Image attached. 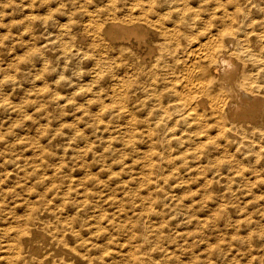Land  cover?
I'll use <instances>...</instances> for the list:
<instances>
[{
	"label": "bare ground",
	"instance_id": "6f19581e",
	"mask_svg": "<svg viewBox=\"0 0 264 264\" xmlns=\"http://www.w3.org/2000/svg\"><path fill=\"white\" fill-rule=\"evenodd\" d=\"M135 5L128 8L129 17L105 14L107 20L103 24L90 14L85 24L89 35L80 33L77 40L90 39L84 49L89 57L96 54L105 57L103 64L95 62L94 73L89 75L108 78V85L112 84L110 80L116 81L111 86L109 101L98 94L90 101V107L95 109L87 103L84 105L89 107V114H96L98 119L108 113L105 120L112 125H104H111L117 131L106 133L108 140L131 146L130 154L134 152V155L132 153V161L125 164L136 163L137 169L124 167V163L118 168L119 174L126 170L128 175L115 182H120L124 190L117 200L110 199L114 208H100L104 205L98 201V208H90L98 191L87 187L85 193L78 195L72 191L73 186L67 185L68 181L66 188L52 183L56 187L53 193L61 196L53 199L58 203L51 205L42 202L45 204L42 206L39 197L46 194L44 191L28 187L24 188L27 192L21 200L14 199L7 207L0 198V264H223L222 259L244 254V248L251 251V258L264 262V253H260L264 252V225L255 223L254 226L252 213L233 216L234 212L249 206L253 210L264 208V0H137ZM9 24L12 27L23 25L12 20ZM47 46H44L46 51ZM103 69L107 70L105 75ZM78 72L81 76L85 73L81 68ZM83 88L77 92L84 93ZM95 123L97 121L93 120L86 124L96 132ZM85 134L75 130L71 135L77 142L84 138L82 145L74 141V145L63 144V141L57 150L52 146H42L41 150V145L37 146L43 157L52 162L55 171L52 174L58 176V169L68 168L69 172H74L88 168L84 154H96L98 148L93 136V140L88 141ZM109 147L107 144L102 152L107 153ZM121 154L119 157H124ZM67 156L75 160L70 164L65 160ZM43 157L40 154L37 161ZM112 157L109 160L114 161L118 156ZM16 159L15 169L9 167L12 170L6 173L9 177L24 173L25 163ZM132 182H138V186ZM141 185L144 187L140 189H145L147 196L142 193L138 196L141 200L149 199V204L179 194L200 195L189 201L190 204L176 199L178 208H125L123 201L139 194L132 190ZM127 186L130 187L126 189ZM5 189L1 184V197L13 192ZM215 196L223 202L216 201L213 208L207 207V198L211 200ZM205 206L207 208H203ZM238 228H244L245 232H238ZM255 247L263 249L253 251Z\"/></svg>",
	"mask_w": 264,
	"mask_h": 264
},
{
	"label": "rangeland",
	"instance_id": "374dc122",
	"mask_svg": "<svg viewBox=\"0 0 264 264\" xmlns=\"http://www.w3.org/2000/svg\"><path fill=\"white\" fill-rule=\"evenodd\" d=\"M136 2H137V0H0V83H1L0 84V90L2 89L0 91V93H1L0 94V152H3V153H0V171L3 170L2 172H0V175H2V176L4 175L3 176L4 178L0 176V186L2 184L4 187V185H5V188H6L5 190H7V188H8L9 190L11 189V191H13L12 192L13 195L7 194L8 196H6V197L3 195H2V197L0 196V198L2 200L4 199L3 201L6 204L5 207L8 206L7 204H11L13 201H15L14 199H16V201L21 200L25 195L26 189H24V188H26V187L34 189L35 191L39 190L41 192L44 191V193H46V194L48 193L47 196H46V194H43V196L39 197L41 204L45 203L46 205L47 204L51 205L53 203H58L59 201H54V200H58L59 197L61 196V194L59 196L58 193H56V192L53 193L55 191L54 189L56 188L53 186L58 184V185H60V188H62V186L64 187L67 185L73 186L72 191L77 192L78 195L85 193L84 189L86 191L87 187L89 189L95 188L94 190H96L98 192H97V195L95 197H93V199L95 198L96 200H92L93 202H91L90 205H93V204L94 205H93V207H90V208H98V206L100 204L104 205V206H99L100 208L101 207L102 208H108V207L114 208L113 205L109 202L110 199L117 200V198L120 197L119 194L122 195L121 192H123V190H124V189L121 190L120 185H122V184H119L120 182L116 183V184H115V182L119 181L121 178L122 179L126 178L128 175L126 170H123V172L120 174L117 171H120L119 170L120 166H122L123 163H124L123 164L124 167L125 166H134L133 168H135V169H137V165H136V163H134L133 165L132 164L131 165L125 164V161L126 162L132 161L131 159L134 155V152H132L133 155H132V153L130 154L131 146L128 147L125 144H123V146H122V144L120 143L121 144L120 145L118 143V141H114V143H113V142H110V140H108L109 139L107 137L108 133L114 134L117 132V131H115V128L113 126H111L112 124L110 122L107 123L105 120V119H107L108 113L103 116V119H98L96 117V114H95V116H93V115H90L88 112V109L91 106L90 101H91L92 97H94L95 95L98 96V94H100V95H102V99L109 101V99L111 98L110 96L112 95L111 86L116 81L110 80V83H112V84L108 85V83H109L108 78L105 79L102 76L99 79L91 77V75H93V73H94L93 71L95 69V62L100 61L103 64L105 61V57L101 56L100 54H96V56H95V57L99 58L98 60H96L97 58H95L93 56L89 57L88 52H85L84 49L86 48L85 45L88 43V41L90 39L88 38V39L84 40L83 42H79L77 40V36L80 33H87L89 35L90 31H88L85 28V24L87 22H89L90 14L94 15L93 18H95L98 22L101 21L100 23H102V22L104 23L107 20V16L112 17L114 14L115 15L117 14V16L120 14L119 16L122 15L121 17H129L130 13L127 10L131 6L136 7V5H135ZM14 5H16V6H14ZM114 8H115V10H117L116 11L117 13H115ZM117 8L119 9V12H118ZM108 10H110V11H108ZM113 10H114V13H113ZM109 12H111V13H109ZM97 16H101V17H97ZM31 17L34 19H32ZM98 18H99V20H98ZM36 19H39V21ZM11 20L12 21H18V22L22 23L23 25L20 27H12L9 24V23H11ZM64 26H66V27H64ZM68 27H69V30H68ZM58 32H60V34ZM68 32L70 34H67ZM58 34L60 36H58ZM61 34H62V36H61ZM70 35H72V36H70ZM45 40H46V42H45ZM42 44H43V46H42ZM64 44H65V46H64ZM45 45L46 46L48 45L47 46V48L49 47L48 51H46V47H44ZM50 46H51V48H50ZM65 47H68V48H65ZM11 48H13V49H11ZM54 48H55V50H54ZM67 49H68V51H67ZM51 50H52V52H51ZM83 50L85 52V55H84ZM103 53L104 52H101V54H103ZM92 62H94V63H92ZM71 65L73 67H71ZM88 66H89V68H88ZM78 68L83 69V71L85 72L84 75H82L83 77L85 76L84 78L81 75H79ZM103 68H106V67H103ZM74 71L76 72L75 74H74ZM103 72L105 75L107 73V70L105 69V71H104V69H103ZM67 73H69V75ZM89 74H91V75H89ZM73 77L76 79H74ZM81 77H82V80H81ZM60 78L63 80V82L60 81L61 80ZM85 78H87V79H85ZM78 79H79V82L77 81ZM101 79L103 81H101ZM80 85H83L86 88H83V86H80ZM97 85H100V87ZM3 86H5V87H3ZM104 86H105V88H104ZM87 87H89V88H87ZM107 87L109 88V90ZM82 88L85 89L84 93L77 92L78 90H80ZM63 89L65 91H63ZM68 89L70 91H68ZM96 90L98 93L96 92ZM102 91H104V92H102ZM105 91L107 94H105ZM77 93H79V94H77ZM5 94H6V96H5ZM81 94H82V96H81ZM88 94H90V95H88ZM105 95L106 96L108 95V96L104 98L103 96H105ZM71 96H72V98H70ZM22 97H24V99H22ZM84 97L88 98V100L85 99ZM64 98L68 101H65ZM73 98L75 101L73 100ZM11 99H13V100H11ZM76 99H78V100H76ZM19 101L20 102L22 101V102L20 103ZM80 102H82V105ZM84 103L85 104L87 103L86 105H88L89 107L84 105ZM61 106H62L64 111L62 110ZM19 108H21V109H19ZM39 108H42V109L38 110ZM90 108H94V107L92 106ZM72 109H75V110H72ZM80 110H82L83 113H81L82 111L80 112ZM80 117H82V119H80ZM87 117L89 118L88 120L85 119ZM77 119H79V120H77ZM93 120L97 121V124L95 123V126L97 125L96 127L98 128V129L96 128V132H94L93 129H91L90 125L86 124L88 121H93ZM76 122H77V125H75ZM78 122H79V124H78ZM104 124H111V125H104ZM91 125H92V123H91ZM110 126H111V128H110ZM61 128L63 129V131ZM101 128L102 129L104 128V129L102 130ZM107 129H108V131H106ZM75 130H79V132L84 133V134L86 133L85 135L88 136V141H92L93 138H94V140L98 141V142L94 141L95 142L94 144L96 145V148H98L97 151H99V152L96 151V154H93V153L86 154L87 156L84 154L85 163H86V165H88V168L86 167L87 171L84 169V170H78V171H74V172L70 171L71 172L70 173L69 170H67L68 168L64 169V170L58 169L59 174H58V176H56V175L52 174L55 172L54 170H52L53 169V167L51 166L52 162L48 161L49 159H47L46 157L45 158L43 157V154L41 153L40 149L42 150L44 147L48 148V146H52L53 149L57 150V149H59V147L63 143V141H64L63 144H71L72 143V145H74L77 143L79 145H82L83 142L85 141L84 138H83L84 140L81 138L78 139L79 140L78 142L74 141L72 138L73 132ZM98 133H100V135H98ZM51 134H54V135H52V137L54 139L53 138L50 139ZM92 136H93V138H92ZM94 136H97V138ZM101 136H103V138H100ZM44 138H46V139H44ZM18 139H19V141H17ZM81 140H82V142H81ZM106 140L108 141V143ZM20 141H22L23 143ZM73 141L76 143L73 144ZM101 141H103V144H104V142H106V143L103 145V144H101L102 143ZM67 142H69V143H67ZM107 144L110 147H109L108 152L104 154V151L102 152V150L104 149V147ZM8 146L9 147L12 146V148L11 147L9 148ZM37 146L38 147L40 146L39 150L36 149ZM42 146H44V147H42ZM111 146H113V147H111ZM114 146L118 147L119 150L115 149ZM121 148L124 149L123 151H125V152L120 151V150H122ZM125 148H129V149H125ZM37 150L40 151V153L37 152ZM126 150H127V152H126ZM101 152H102V155L99 156V153H101ZM121 152H122V154H121ZM34 153L36 155H34ZM40 154L42 155V157L44 159L40 158L37 161V157H39ZM118 154L119 155L124 154V157L123 156H122L123 158L121 156L119 157ZM94 155H97L98 158L97 157L94 158ZM103 155H108V156L106 157ZM113 155H114V157L118 156L115 159L116 161L115 160L113 161V159L109 160L110 158H113L112 157ZM131 155H132V157H131ZM85 156L88 158H86ZM2 158H6V159H2ZM16 158H19L18 159L19 161H22L23 163H25V165L23 167V170L24 169L25 170H24V173L22 171V174L20 173L17 177L10 176L11 177L10 178L9 175H7L6 173H10V170L15 169V166L13 165V163H14V159H16ZM67 158H68V160H67ZM67 158H65L66 162L68 161V163L71 164L73 162L74 158H71L69 156H67ZM89 158H91L92 160ZM106 158H107V160H106ZM23 159L26 160V162ZM129 159H130V161H129ZM2 160H4V161L2 162ZM29 160H32V161H29ZM34 160H36V161H34ZM57 160L58 159L56 158L55 161H57ZM112 161H113V163H111ZM119 161H120L121 165H120ZM5 162L7 163L6 165H5ZM37 162L39 165L35 166L37 164ZM40 165H41V167H40ZM43 165L45 168L47 166L48 167L45 169V168H43ZM104 165L107 167L105 168ZM109 165H111V166H109ZM38 166L40 167V169ZM92 166H94V167H92ZM7 167H8V169H6ZM9 167H11L12 169H10ZM36 167H37V169H35ZM111 168L114 170V172L116 170L115 174ZM47 169H48V171H47ZM93 169H94V171L91 172V170H93ZM7 170H9V171H7ZM49 170H51V171H49ZM109 170L110 171L112 170L113 173L112 172L109 173ZM41 171L45 172L46 174L45 173L43 174V172H41ZM60 171L61 172L63 171V172L60 173ZM83 171H84V173L86 171L87 174H90L89 177L86 173L84 174ZM97 171L100 172V175H99V172L97 173ZM26 172H28V173H26ZM29 172H31V173H29ZM65 172H68V173L66 174ZM107 172H108V174H106ZM94 173H95V175H94ZM101 173H102V175H101ZM47 174H49L50 176ZM68 174L69 175L71 174V175L68 176ZM64 175H65V177H63ZM80 175H81V177H79ZM73 176H75V177H73ZM85 176H87V177H85ZM103 176L104 177L110 176L111 179L110 178H104ZM38 177H40V178H38ZM42 177H45V178H42ZM46 177H48V178L51 177V178L48 179ZM26 178H28L29 181ZM31 178H33V179H31ZM71 178L73 180H71ZM78 178H80V179L78 180ZM113 178L116 179V181ZM105 179H107V180H105ZM108 179H110L111 182ZM44 180H45V182H44ZM48 180L51 182H49ZM52 180H54V181H52ZM10 181H11V183H10ZM13 181H14V183H13ZM15 181H17V183ZM67 181L69 183H67ZM86 181H88V182H86ZM89 181L91 182V184L89 183ZM104 181H106V182H104ZM20 182L23 184L22 186L19 185ZM65 182L67 183V185ZM76 182H78V183H76ZM135 183H137V184H133V182L131 184L135 185V187L138 186V182H135ZM8 184L9 185L11 184V185L9 186ZM79 184H80L79 187L82 186L81 189H83V191H81V189L80 190L78 189L79 187L77 185H79ZM85 184H87V185H85ZM103 184H104V186H103ZM99 185H100V187H99ZM112 185H113V187H112ZM125 185H127V184L125 183ZM7 186H9V187H7ZM74 186H75V188H74ZM104 187H105L104 190H106V191H103ZM129 187L127 186L126 189H128ZM142 187H144V186L141 185L138 188H134L132 190V191H135V193H137V192L139 193V194L135 195V197L139 198L138 195H140L141 193H142L141 195L146 194L145 189H140ZM44 188H46L47 190L46 189L44 190ZM64 188H66V187H64ZM96 188H98V189H96ZM109 189H111L112 192H111V190L109 191ZM138 189H140L141 191L140 190L138 191ZM100 190L104 193L100 192ZM143 192H145V193H143ZM21 193H23V194H21ZM116 194H118V195H116ZM179 195H174L175 196L174 198H168V199H167V197L162 198V201L160 199V201H159L160 203L157 202V204L156 203L155 204H151V203L149 204V199L144 200V198H143L141 200V197H140L139 198L140 200H138V198H135L134 195H132L130 197H127L128 199L124 200L123 203L126 205L125 208H146V207L147 208H158V207L159 208H178V206L175 205V203H177V201L179 203H183V204H187V203L190 204V202L192 200H194L193 198L198 199L197 196H199L200 194H198V195L197 194H195V195L194 194H188L187 196H182L181 194H179ZM97 196H98V198H97ZM102 196L103 197L105 196V197L102 198ZM145 196H147V194ZM11 197H12V200L10 199ZM46 197H48V198H46ZM56 197H58V198H56ZM64 197L67 198V196H64ZM186 197H187V199H186ZM130 198H131V200H130ZM213 198H215V199L210 200L207 198V200H209V201H206L207 203L209 202L207 207L213 208L215 206V205L213 206V204H216V201L220 202L222 200V199L219 200L220 198L218 199L217 196H215ZM234 198L235 197H233V199ZM44 199H45V201H44ZM51 199H52V201H51ZM165 199H167V200H165ZM176 199H177V201H176ZM240 199L242 200V198H240ZM104 200L107 202V204ZM236 200H238L237 196H236ZM96 201H98L100 204L97 203ZM101 202H103V204ZM141 202L142 203L145 202L147 205L145 203L142 204ZM184 202H186V203H184ZM213 202H215V203H213ZM222 202H223V200H222ZM108 203H109V205H108ZM45 204H43L42 206H44ZM97 204H98V206H97ZM140 206H142V207H140ZM207 207L205 206L203 208H207ZM68 208H72V207H68ZM192 208H195V207H192ZM249 208H250V206L247 208H244V209L241 208L243 210H239V212L236 211L237 213L234 212L233 216H235L237 214V216H235L234 218H237L238 216L244 217L245 215L252 213L253 225L254 226H256V224L257 225H264L263 224L264 219H262V217L264 218V212H263L264 208H262L263 210L261 208H258L260 212L256 211V210H258L257 208H255V210H253L254 208H252V207L250 209ZM253 211H255V212H253ZM255 213H257V214H255ZM254 217L255 218L258 217V218L254 219ZM254 220H256V222ZM258 220H259V222H258ZM262 220H263V222H262ZM261 222H262V224H260ZM230 230H232V228H230ZM237 230H238V232L240 231V233H242V230H243V233L245 232L244 228H238ZM233 231H235V229ZM245 249L246 248H244V250H243L244 254L240 253L239 254L240 256L236 254V255H233V257L228 259V260L222 259L224 261L223 264L228 263V262H230L232 264H257V263L264 264V262L260 261L259 259L254 260L253 258H251L252 257V256H250L251 251H249L248 249H246V250ZM258 249H259L258 247H255V248H253V251L258 250ZM262 249H263V247H260L259 250H262ZM245 252L247 253V255ZM260 253H264V252L261 251Z\"/></svg>",
	"mask_w": 264,
	"mask_h": 264
}]
</instances>
